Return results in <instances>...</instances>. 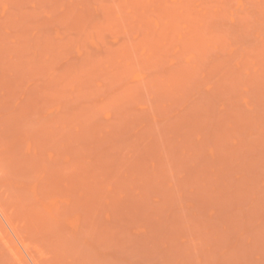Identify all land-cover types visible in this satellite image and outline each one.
I'll list each match as a JSON object with an SVG mask.
<instances>
[{
  "label": "rangeland",
  "instance_id": "1",
  "mask_svg": "<svg viewBox=\"0 0 264 264\" xmlns=\"http://www.w3.org/2000/svg\"><path fill=\"white\" fill-rule=\"evenodd\" d=\"M0 264H264V0H0Z\"/></svg>",
  "mask_w": 264,
  "mask_h": 264
}]
</instances>
